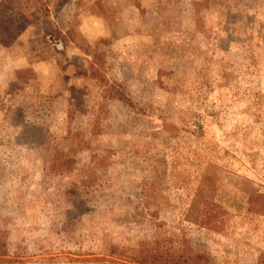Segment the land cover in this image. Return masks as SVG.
<instances>
[{
  "label": "rangeland",
  "instance_id": "374dc122",
  "mask_svg": "<svg viewBox=\"0 0 264 264\" xmlns=\"http://www.w3.org/2000/svg\"><path fill=\"white\" fill-rule=\"evenodd\" d=\"M259 193L264 0H0V264H264Z\"/></svg>",
  "mask_w": 264,
  "mask_h": 264
},
{
  "label": "trees",
  "instance_id": "16d2710c",
  "mask_svg": "<svg viewBox=\"0 0 264 264\" xmlns=\"http://www.w3.org/2000/svg\"><path fill=\"white\" fill-rule=\"evenodd\" d=\"M120 97H121V94H120ZM255 196H257V194H253V192L250 193V196L248 198V203H249L250 208H252L253 198ZM258 196L264 198V193H259ZM258 209L264 211V204H262L260 206V208H258ZM200 222H201V224H203V226H208V227H210V226H216L217 227L219 225V222H217V220L211 218L210 215L207 216L206 213L202 214ZM148 255H149V253L144 254V256H143V259H144L143 262L146 264H148L147 261H148L149 257H153L156 260L162 259L160 262L162 264H186L189 260H193L194 262H196V261L201 260L203 257L201 254L194 253V252H191V253L187 252V255L184 253L180 254V255H175L173 253L167 254V255H164L161 253H155V254H152V256L151 255L148 256Z\"/></svg>",
  "mask_w": 264,
  "mask_h": 264
}]
</instances>
